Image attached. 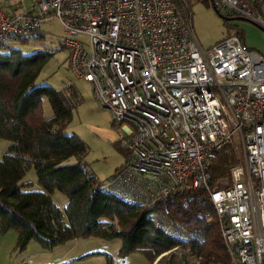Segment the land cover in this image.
<instances>
[{
  "label": "built area",
  "instance_id": "built-area-1",
  "mask_svg": "<svg viewBox=\"0 0 264 264\" xmlns=\"http://www.w3.org/2000/svg\"><path fill=\"white\" fill-rule=\"evenodd\" d=\"M213 3L223 16L264 30L257 0ZM190 9L187 0H30L29 8H0V43L37 35L43 21L58 19L72 70L92 85L128 153L98 189L146 203L204 188L230 264H264V56L237 34L205 49ZM232 143L241 163L213 181L210 168ZM155 224L173 238L201 241L163 213Z\"/></svg>",
  "mask_w": 264,
  "mask_h": 264
},
{
  "label": "trees",
  "instance_id": "trees-1",
  "mask_svg": "<svg viewBox=\"0 0 264 264\" xmlns=\"http://www.w3.org/2000/svg\"><path fill=\"white\" fill-rule=\"evenodd\" d=\"M52 56L48 50L24 55L0 43V138L11 142L0 158V236L17 232L18 251H25L33 241L54 250L64 243L98 237L120 239L121 254L140 252L150 264L175 250L170 254L182 257L189 253L198 264H230L206 189L186 187L146 203H132L98 189V178L81 160L87 151L85 142L66 133L74 110L82 103L76 89L37 84ZM45 98L53 109L51 118L44 115ZM72 157L79 160L70 164ZM241 160L235 144L225 147L210 168L212 180L229 177ZM33 168L41 191L30 190L32 183L23 182ZM56 191L68 200L65 212L52 198ZM162 213L181 229L199 232L201 241L179 240L162 231L155 224V217ZM99 254L103 253L90 256Z\"/></svg>",
  "mask_w": 264,
  "mask_h": 264
},
{
  "label": "rangeland",
  "instance_id": "rangeland-1",
  "mask_svg": "<svg viewBox=\"0 0 264 264\" xmlns=\"http://www.w3.org/2000/svg\"><path fill=\"white\" fill-rule=\"evenodd\" d=\"M6 1L7 5L20 2L23 7L30 6V0H0V3ZM257 1L263 5L264 11V0ZM190 8L196 34L205 49H209L231 34H237L242 37L248 49L255 50L264 56V30L260 27L247 20L226 21L222 17L226 15L225 9L220 7L217 11L213 0H190ZM37 35L18 38L12 41L10 47L20 49L24 55L41 50L53 53L41 72L37 84L56 89L73 85L76 89L82 103L74 110L72 122L67 126L66 133L75 134L85 142L87 151L81 160L86 163L91 174L95 175L100 182H104L127 162L128 156L125 154L127 151L120 145L118 127L110 113L104 110L96 100L92 85L78 77L72 70V50L66 45L68 36L62 23L58 19H47L43 21L40 33ZM75 40L83 45L88 43L87 36H79ZM43 111L45 117L53 116V109L47 98L43 100ZM238 140L239 136H236L235 141ZM10 144V141L0 138V158L7 153ZM236 151L242 156L239 149ZM78 160L79 158L72 157L68 163L73 164ZM23 182L32 183L30 190H42L34 168L27 173ZM52 198L65 212L67 198L58 191L52 194ZM65 221H67L66 217ZM121 248L120 239L108 241L90 237L64 243L54 250H47L40 243L33 241L23 253L27 257L25 264H150L142 253L134 252L125 256L121 254ZM95 252L103 254L90 256ZM185 255L181 257L169 254L162 257L158 264H198L197 258L190 256L189 253ZM80 258L83 259L80 260Z\"/></svg>",
  "mask_w": 264,
  "mask_h": 264
},
{
  "label": "crops",
  "instance_id": "crops-1",
  "mask_svg": "<svg viewBox=\"0 0 264 264\" xmlns=\"http://www.w3.org/2000/svg\"><path fill=\"white\" fill-rule=\"evenodd\" d=\"M6 2H1L0 8H3L7 11H11L12 7L15 5H20L22 8V4L10 3L6 4ZM261 6L259 7L260 14L264 15L263 5L259 3ZM29 7V6H28ZM0 231H1V222H0ZM18 233L10 230L5 233L3 236H0V264H25L27 257L23 253L24 251L17 250V242H18ZM26 251V250H25Z\"/></svg>",
  "mask_w": 264,
  "mask_h": 264
},
{
  "label": "water",
  "instance_id": "water-1",
  "mask_svg": "<svg viewBox=\"0 0 264 264\" xmlns=\"http://www.w3.org/2000/svg\"><path fill=\"white\" fill-rule=\"evenodd\" d=\"M215 7V6H214ZM215 9H216V7H215ZM217 11H218V9H216ZM222 17H224V19L226 20V21H231V20H236V19H239V20H245L244 18H227V17H225V16H223L222 15ZM255 25V24H254ZM257 26V25H256ZM259 27V26H258Z\"/></svg>",
  "mask_w": 264,
  "mask_h": 264
}]
</instances>
